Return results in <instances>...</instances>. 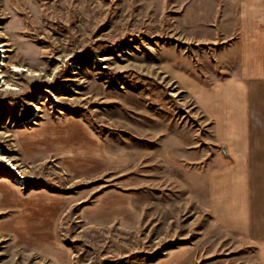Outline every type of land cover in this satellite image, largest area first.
<instances>
[{"label":"rangeland","instance_id":"rangeland-1","mask_svg":"<svg viewBox=\"0 0 264 264\" xmlns=\"http://www.w3.org/2000/svg\"><path fill=\"white\" fill-rule=\"evenodd\" d=\"M229 5L0 0V264H149L185 244L197 264H259L210 219L221 155L188 87L238 67Z\"/></svg>","mask_w":264,"mask_h":264},{"label":"crops","instance_id":"crops-1","mask_svg":"<svg viewBox=\"0 0 264 264\" xmlns=\"http://www.w3.org/2000/svg\"><path fill=\"white\" fill-rule=\"evenodd\" d=\"M229 1L235 18L226 38L237 33L238 67L211 83L188 87L211 122L215 144L228 156L218 157L219 166L206 180L210 219L222 232L254 243L256 259L264 264V0ZM98 202L95 211L104 209ZM106 205L108 211L129 208ZM199 259L197 247L185 244L149 264H197Z\"/></svg>","mask_w":264,"mask_h":264},{"label":"bare ground","instance_id":"bare-ground-1","mask_svg":"<svg viewBox=\"0 0 264 264\" xmlns=\"http://www.w3.org/2000/svg\"><path fill=\"white\" fill-rule=\"evenodd\" d=\"M0 40H1V37H0ZM2 43V42H1ZM0 43V47H2V49L0 50L2 53H3V59H2V63H1V66L0 67H3L5 66V58H6V49H5V43L1 44ZM12 70L15 71V72H20V71H29L27 68L23 67V66H20V65H13L12 67ZM0 75H1V72H0ZM6 85V88L9 87V84L8 83H4Z\"/></svg>","mask_w":264,"mask_h":264},{"label":"water","instance_id":"water-1","mask_svg":"<svg viewBox=\"0 0 264 264\" xmlns=\"http://www.w3.org/2000/svg\"><path fill=\"white\" fill-rule=\"evenodd\" d=\"M220 155L223 157V158H228L227 154H226V151L224 149H221L220 150Z\"/></svg>","mask_w":264,"mask_h":264}]
</instances>
